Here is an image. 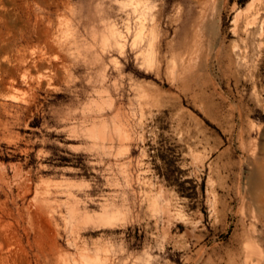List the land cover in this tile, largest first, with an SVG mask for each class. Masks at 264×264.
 I'll return each mask as SVG.
<instances>
[{
  "label": "rangeland",
  "instance_id": "1",
  "mask_svg": "<svg viewBox=\"0 0 264 264\" xmlns=\"http://www.w3.org/2000/svg\"><path fill=\"white\" fill-rule=\"evenodd\" d=\"M262 166L264 0H0L7 264H264Z\"/></svg>",
  "mask_w": 264,
  "mask_h": 264
},
{
  "label": "bare ground",
  "instance_id": "2",
  "mask_svg": "<svg viewBox=\"0 0 264 264\" xmlns=\"http://www.w3.org/2000/svg\"><path fill=\"white\" fill-rule=\"evenodd\" d=\"M262 167H264V166H262ZM261 171H263L262 169H261ZM255 182H257V181H254V183ZM261 200L263 201V203H264V196L261 198ZM261 203V202H260ZM2 238V235H1V229H0V239ZM1 248H5V247H3V245L0 243V264H5L6 263V261H7V258H8V255H4V253L2 252V250H1ZM7 250V249H6ZM4 251V250H3ZM3 254H2V253ZM259 252V251H258ZM257 255H258V260H257V262L258 263H260L261 262V254L260 253H257ZM9 259V258H8ZM9 262V261H8ZM83 263H85V262H83ZM7 264V263H6Z\"/></svg>",
  "mask_w": 264,
  "mask_h": 264
}]
</instances>
